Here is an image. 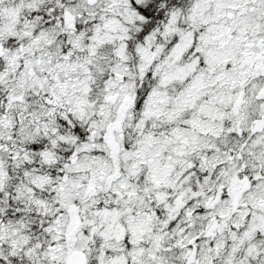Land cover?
<instances>
[{"label": "snow or ice", "instance_id": "1", "mask_svg": "<svg viewBox=\"0 0 264 264\" xmlns=\"http://www.w3.org/2000/svg\"><path fill=\"white\" fill-rule=\"evenodd\" d=\"M0 264H264V0H0Z\"/></svg>", "mask_w": 264, "mask_h": 264}]
</instances>
